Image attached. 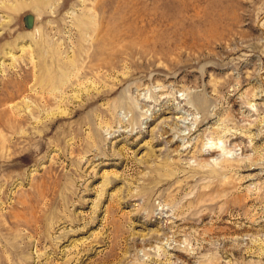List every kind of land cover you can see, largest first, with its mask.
Here are the masks:
<instances>
[{"label": "rangeland", "instance_id": "rangeland-1", "mask_svg": "<svg viewBox=\"0 0 264 264\" xmlns=\"http://www.w3.org/2000/svg\"><path fill=\"white\" fill-rule=\"evenodd\" d=\"M0 264H264V0H0Z\"/></svg>", "mask_w": 264, "mask_h": 264}, {"label": "bare ground", "instance_id": "bare-ground-1", "mask_svg": "<svg viewBox=\"0 0 264 264\" xmlns=\"http://www.w3.org/2000/svg\"><path fill=\"white\" fill-rule=\"evenodd\" d=\"M3 3H4V2H3ZM49 3H50V1H47V2L44 1V2H41V3H40V7H41V9H42V8H46V7L48 6ZM30 5H31V4H30ZM3 7H6V6L4 5ZM16 8H17V9H20V8H21V5L17 6ZM46 9H47V8H46ZM46 9H45V10H46ZM88 18H89V17H88ZM26 20H27V25H28V27H30V28L33 27V25H34V17H33L32 15H28V16L26 17ZM83 20H84V19H83ZM83 20H82V21H83ZM84 21H85V22H84V24L81 25V27H82L83 30H84V28H85L87 31H89V29H90V27H91V25H90V20H89V19H85ZM91 23H92V22H91ZM79 26H80V25H79ZM81 27H80V28H81ZM94 28H95V27H94ZM82 29H81V30H82ZM86 30H85V31H86ZM87 31H86V32H87ZM91 31H92V30H91ZM89 32H90V31H89ZM91 33H92V32H91ZM100 37H101V36H100ZM104 38H105V37H104ZM96 40H97V39H96ZM86 41H87V40H86ZM98 42L103 43V42L101 41V39H99ZM101 43H100V44H101ZM103 44H104V43H103ZM99 46H101V45H99ZM102 47H104V46L102 45ZM102 47H101V48H102ZM57 48H58V47H57ZM98 48H100V47H98ZM54 49H55V48H54ZM80 49H81V48H80ZM58 50H59V49H58ZM58 50H57V51H58ZM83 50H84V49H83ZM83 50H82V51H83ZM54 51H55V50H54ZM57 51H56V52H57ZM60 51H62V50H61V49L59 50V54H60V53L62 54V52H60ZM97 52H98V51H97ZM75 53H76V52H75ZM80 53H81V51H80ZM98 53H99V52H98ZM95 54H96V53H95ZM95 56H96V55H95ZM55 57H56V55H55ZM90 57L93 58L92 56H90ZM56 58L58 59L59 56L56 57ZM61 59H62V58H61ZM59 60H60V59H59ZM60 61H62V60H60ZM60 61H59V62H60ZM74 61H75V60H74ZM55 62H56V61H55ZM63 63H64V61H63ZM63 63H61V62L58 63V60H57V63H54L53 65L56 67V69L58 68L59 71H63V69H61V68L64 67V70H66L68 73L72 70V68H75V67L77 66V65H75L76 62H70V63H68V61H67V65H64L66 62H65L64 64H63ZM74 65H75V67H73ZM48 66H49V64H48ZM50 67H51V66H50ZM48 69H49V68H48ZM51 69H52V68H51ZM53 70H55V69H53ZM64 72H65V71H64ZM70 73H71V72H70ZM55 78H56V83H57L56 85L60 84L63 80H65V78H62V77H60V78H59V77H55ZM52 81H53V80H52ZM63 82H64V81H63ZM83 82H84V81H83ZM61 86H62V85H61ZM59 87H60V86H59ZM92 102H93V100L90 101V102L88 101L87 104L90 105ZM214 147H215V146H214ZM216 149H218V148H216ZM214 150H215V148H214Z\"/></svg>", "mask_w": 264, "mask_h": 264}]
</instances>
